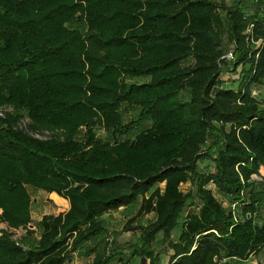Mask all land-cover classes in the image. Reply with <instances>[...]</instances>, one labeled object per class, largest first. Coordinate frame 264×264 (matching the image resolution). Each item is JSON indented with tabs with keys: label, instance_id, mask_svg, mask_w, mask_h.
Listing matches in <instances>:
<instances>
[{
	"label": "trees",
	"instance_id": "obj_1",
	"mask_svg": "<svg viewBox=\"0 0 264 264\" xmlns=\"http://www.w3.org/2000/svg\"><path fill=\"white\" fill-rule=\"evenodd\" d=\"M260 86L264 0H0V107H12L0 115V264H163L156 246L167 264L259 254ZM30 188L70 205L43 216L37 238ZM121 208L136 211L124 231L139 233L127 259L103 219Z\"/></svg>",
	"mask_w": 264,
	"mask_h": 264
},
{
	"label": "rangeland",
	"instance_id": "obj_2",
	"mask_svg": "<svg viewBox=\"0 0 264 264\" xmlns=\"http://www.w3.org/2000/svg\"><path fill=\"white\" fill-rule=\"evenodd\" d=\"M227 4L231 5L235 2H241V1H244L245 4H249L252 2V4L254 3H257L258 0H225ZM255 1V2H254ZM231 61V60H230ZM223 80L225 81V84L227 86H230V87H235L238 86L237 83H235V79H237V74L236 75H232L231 73H225L223 75ZM260 98H262L264 96V87L263 86H260L258 89H257V94ZM11 112L12 111V107H0V113L2 114L3 112ZM25 124H28V119H25L23 121V126ZM47 135V134H46ZM98 136L102 139H107V135L106 133L104 132V130L102 131H98ZM135 144V142H133ZM206 147H204V149H206ZM201 165V168L205 169L207 168L208 165L211 166L210 162L206 161V162H201L200 163ZM261 178V177H259ZM262 181V179H261ZM160 187L163 189L164 187V184L160 185ZM211 189H213L214 191V194L216 195V197L222 202L224 203V206L225 207H228L229 209H233V205L235 203H231V202H228L226 199H224L216 190L213 186L210 187ZM182 189L183 191L187 192L191 189V186L188 184V185H184L182 186ZM30 191V194L32 196V199H33V203H32V223L29 225V229L31 232H32V236L33 238H37L39 236V231H38V222L41 220V218L44 216V215H47V214H56L57 212H62L64 209H66V206H64L63 204H56L54 205L53 202L51 200H49L47 197V195L43 192V191H39V190H36V189H33V188H30L29 189ZM237 209V207L235 208ZM131 212H132V215H134L136 213V211H132V209H130ZM194 209H192V207H188L186 212H191L193 211ZM123 211L120 210L119 212H115L114 214L112 213H108L106 214L105 216V223L107 225V229H108V238H107V241H109L110 245L112 244V237H114L116 234L119 235V234H122L123 233V227L125 225V223L128 221L127 217L124 216V214L122 213ZM0 213H2V211H0ZM237 213V211H236ZM154 220V216L153 215H150V216H147L145 218H142V219H139L138 223H142V225H148L150 222H152ZM1 229H8V226L7 224H4V223H0V230ZM28 230H25V229H19V230H14V229H10L11 232L14 233V236L16 238V240L20 241L22 239V237H25L26 234L28 233ZM178 236H179V232L178 231H175V233L173 234V237L175 240L178 239ZM155 252L156 254L157 253H161L159 256H160V260L163 264H167L168 262V257L169 255L166 254V251L164 249L163 246H156L155 247ZM83 258H86V257H83ZM256 258L261 262H259L258 264H264V251H261L257 256ZM139 260V259H138ZM137 260V262H138ZM255 258H252L251 260H249V262H245L243 264H256L255 263ZM242 264V263H240Z\"/></svg>",
	"mask_w": 264,
	"mask_h": 264
},
{
	"label": "crops",
	"instance_id": "obj_3",
	"mask_svg": "<svg viewBox=\"0 0 264 264\" xmlns=\"http://www.w3.org/2000/svg\"><path fill=\"white\" fill-rule=\"evenodd\" d=\"M260 174H261V176L264 177V168H262L260 170ZM39 191H42V190H39ZM44 193L47 195L46 198L51 200L54 205L63 204L64 206H66V209H64L62 212L59 211L56 214H47V215H55V216H57L60 213H65V212H67L69 210L70 205H69V202L67 200H65L64 198H61L56 193H51V194L46 193V192H44ZM120 210L123 211L122 213L124 214V216L127 217L128 220L135 215V214L132 215V212H131L130 209L121 208ZM120 210H118L117 212H119ZM114 213L115 212H113L112 214H114ZM105 216L103 218L104 220H105ZM123 230H124V227H123ZM138 240H139V233L138 232H131V231L130 232H126V231H123L122 234H119V235L116 234L114 237H112L111 248L116 250L117 254H119V256H122L124 259H127L129 257V255H130V252H131L130 247L135 245L138 242ZM262 251H264V250H262ZM257 255H254V256L250 257L245 262H249V260H251L252 258H255L256 259L255 260L256 264H258L259 262L262 263V261H260V260H258L256 258ZM93 259H94L93 256L83 258V257H79L77 255H74V259H73L71 264H90L93 261ZM137 260H138V262H137ZM245 262H242V264L245 263ZM130 264H149V260L145 261V260H142L141 258H134V259L131 260Z\"/></svg>",
	"mask_w": 264,
	"mask_h": 264
},
{
	"label": "built area",
	"instance_id": "obj_4",
	"mask_svg": "<svg viewBox=\"0 0 264 264\" xmlns=\"http://www.w3.org/2000/svg\"><path fill=\"white\" fill-rule=\"evenodd\" d=\"M226 60H228V61H230V60H232L233 59V53L232 52H230V53H228L225 57H224ZM257 94V90L254 92V95L256 96V97H258V95H256ZM0 115L2 116L3 115V113L1 114L0 113ZM254 178L255 179H257V180H261V178H259L258 176H254ZM237 207V205L236 204H234L233 205V211H234V214L236 213V208Z\"/></svg>",
	"mask_w": 264,
	"mask_h": 264
},
{
	"label": "water",
	"instance_id": "obj_5",
	"mask_svg": "<svg viewBox=\"0 0 264 264\" xmlns=\"http://www.w3.org/2000/svg\"><path fill=\"white\" fill-rule=\"evenodd\" d=\"M133 145H134V143H133ZM250 217V216H249Z\"/></svg>",
	"mask_w": 264,
	"mask_h": 264
}]
</instances>
